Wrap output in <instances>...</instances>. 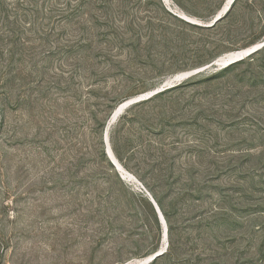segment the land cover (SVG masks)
<instances>
[{"label":"rangeland","instance_id":"374dc122","mask_svg":"<svg viewBox=\"0 0 264 264\" xmlns=\"http://www.w3.org/2000/svg\"><path fill=\"white\" fill-rule=\"evenodd\" d=\"M1 1L0 264H140L163 244L143 200L154 195L181 198L149 264H264V50L129 106L105 138L118 106L190 71L196 48L264 38V0L235 1L210 31L180 20L208 22L225 0H118L120 19L155 18L139 41L99 10L59 18L66 0Z\"/></svg>","mask_w":264,"mask_h":264},{"label":"trees","instance_id":"16d2710c","mask_svg":"<svg viewBox=\"0 0 264 264\" xmlns=\"http://www.w3.org/2000/svg\"><path fill=\"white\" fill-rule=\"evenodd\" d=\"M66 1L67 2H66L65 5L61 4L62 6H61V10L60 11H61L62 15H60L59 18L64 17V18H67V19L71 18V19H80L81 20L84 17H86L87 18L86 20L88 21L89 17L92 18V19H94V17H96V16L91 14V11L92 10H95V11L99 10L103 14H105V16L106 15H110V14L114 15L112 18H111V16L109 18L106 17L108 19H106L107 22H105V25H108V24L110 25V27L112 29L111 33L114 34V32L116 31V33H122V34L125 33V35H126V34H128L127 31H132L133 30L134 33H135L134 35H139V36H136L138 41L140 40V30H142V28H145L146 25L147 26H149V25L152 26L153 25V19H155V18L152 17V20H147L145 25L141 21L136 20V19L132 20V21H129L128 19L127 20L120 19L119 15H121L122 12L120 10V5L118 3H116V2H118V0H66ZM176 1H178V0H176ZM236 2H237V0H236ZM236 2H235V4H236ZM146 4L148 6L150 5L149 0L147 1ZM90 5L95 6V8L90 6ZM5 10H6V8L3 5V2L0 0V12H5ZM55 10H57V9H54V11ZM125 10L127 11V9H124L123 13H124ZM126 11H125L124 14H126L128 12V11L127 12ZM217 12H213L212 15L215 16L217 14ZM229 14H230V12L226 16L228 17ZM1 18L3 20L8 21V19H10V14H4L3 16L0 15V19ZM163 21L164 20L161 19L158 22L163 23ZM180 21L183 22L184 24H186L187 26H190L193 29H201L203 31H210V30L214 29L223 20H221L217 24H215L213 26H210V27L192 24V23H189V22H185L183 20H180ZM8 31L12 32L14 34L13 30H11V29L8 30ZM122 39H123V37H122ZM132 40H133V38H132ZM263 40H264L263 37L257 38L256 40H253L252 42L246 44L243 47L244 48H248V47H250V46H252L254 44L262 42ZM133 42H134V40H133ZM135 44H138V43L135 42ZM244 48H242V49H244ZM238 50H241V49L230 47V48H225L223 50H220L218 48V46L208 47L206 44H204L201 47L196 48V50L194 52L193 64H191L190 66H187L185 68H181V69L193 70V69L202 67L204 65L210 64L211 62L215 61L217 58H219L220 56H222L225 53L232 52V51H238ZM263 50H264V47L261 48L260 50L256 51L255 53L251 54L250 56L246 57L243 60H240L238 62L230 64V65H228V66H226V67H224V68H222V69H220V70H218V71H216V72H214L212 74L207 75L205 78L201 79L202 83H206V84L208 83L209 84L211 81L217 80V79H219V78H221V77H223L225 75H228L229 73H231L233 71H236L240 66L246 64L247 62L249 63L251 60L253 61L255 59V57L258 56ZM196 82H197V80L196 81H189L187 84L186 83H181V84H179L177 86H174V87L166 89V90H164L162 92H159V93H157L156 95H154L153 97H151V98H149L147 100L138 102V103L134 104L133 106L135 107V106L143 105V104H145L147 102H150L152 100H155L157 98L162 97L167 92L182 88V87H184L186 85L194 84ZM101 143L103 144V141H101ZM111 143H112V149H113L116 157H118V159L121 160L122 158H121V156H120V154H119V152H118V150H117V148L115 146V143L113 142V137L111 139ZM100 154L102 155L103 158H105V160L109 161L108 158L106 157V154H105L103 146H101V148H100ZM153 198L157 202L158 206L160 207V209H161V211H162V213L164 215V218L166 220L167 227H168V237L172 241L173 235H174V231H175L174 216L178 213V203H179V199L181 197L180 196H177V197L176 196H172V198L170 199V201H171L170 206L165 205L164 200L162 198H159L158 196L154 195ZM143 200L148 205L149 218L151 217V219H153L154 222L156 223L157 227L160 228L161 222H160L158 214H157V212L155 210L154 205L151 203L150 200H148V198L147 199L143 198ZM162 233H163V231H162ZM159 248H160V246H156L150 252H148V255H152ZM164 255H166V252L162 256H160V257L156 258L154 261H152V263L157 262V260L162 258Z\"/></svg>","mask_w":264,"mask_h":264},{"label":"water","instance_id":"95a60500","mask_svg":"<svg viewBox=\"0 0 264 264\" xmlns=\"http://www.w3.org/2000/svg\"><path fill=\"white\" fill-rule=\"evenodd\" d=\"M235 1L236 0H232L230 2V4H228L229 0H226L224 2L223 6L221 7V9L218 11V13L208 22H202L196 18H189L186 15H184L182 18L189 21L190 23H193V24L210 27V26L217 24L218 22H220L221 20H223L226 17V15L230 12ZM263 47H264V40L262 42L254 44L248 48L225 53L222 56H220L219 58H217L215 61L211 62L210 64L204 65L202 67H199V68H196V69H193L190 71L178 73V74L174 75L173 77L168 78L160 87L154 89L153 91H150L147 94H144V95H141L138 97L131 98V99L127 100L125 103H126V105L130 104V106H131V105H133L139 101L147 100L159 92H162L166 89H169L171 87H174V86L181 84L182 81H184V80H186V79H188L194 75H197L199 73H202V72L210 70V69H213V70L222 69V68H224L230 64H233L235 62L243 60L246 57L250 56L251 54L255 53L256 51L260 50ZM112 124H107L106 130H105V138L107 141L109 138V130H110ZM107 153L109 154V156L112 159V162L116 166L120 165L117 158L113 154V151H112L109 143H108ZM149 198L155 207V210L158 214L160 222L163 225V244L159 250H157L152 255L148 256L140 264H149L150 262L154 261L156 258L165 254V252L167 251V248H168V227H167L166 220L164 218V215H163L160 207L158 206L157 202L155 201V199L152 196H150ZM133 264H135V263H133Z\"/></svg>","mask_w":264,"mask_h":264},{"label":"bare ground","instance_id":"6f19581e","mask_svg":"<svg viewBox=\"0 0 264 264\" xmlns=\"http://www.w3.org/2000/svg\"><path fill=\"white\" fill-rule=\"evenodd\" d=\"M226 1V0H225ZM232 0H229L228 4H230ZM130 106V104L126 105V103H123L122 105L118 106L116 108L108 122V124L115 123L119 117L125 112V110ZM165 242V241H164Z\"/></svg>","mask_w":264,"mask_h":264}]
</instances>
